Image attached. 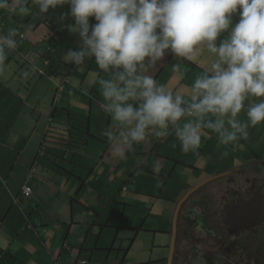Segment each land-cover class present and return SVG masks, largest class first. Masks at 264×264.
Wrapping results in <instances>:
<instances>
[{
  "label": "crops",
  "instance_id": "crops-1",
  "mask_svg": "<svg viewBox=\"0 0 264 264\" xmlns=\"http://www.w3.org/2000/svg\"><path fill=\"white\" fill-rule=\"evenodd\" d=\"M28 7L29 14L0 9V30L17 45L0 74V264H167L176 216L175 264L194 224L222 236L234 215L250 224L248 205L264 184V123L229 146L206 129L196 153H184L170 127L167 136L152 135L116 157L102 135L112 122L96 83L108 74L94 59L64 60L82 43L68 28L75 23L70 5L45 14L33 0ZM208 60L168 52L148 74L186 94ZM76 130L80 149L66 143ZM24 186L31 187L29 196L22 195ZM234 192L237 198L221 200ZM146 213L154 218L144 219ZM158 234L165 237L158 258H147Z\"/></svg>",
  "mask_w": 264,
  "mask_h": 264
},
{
  "label": "clouds",
  "instance_id": "clouds-1",
  "mask_svg": "<svg viewBox=\"0 0 264 264\" xmlns=\"http://www.w3.org/2000/svg\"><path fill=\"white\" fill-rule=\"evenodd\" d=\"M45 14L65 4L81 38L67 50V63L94 59L106 78L96 83L111 125L102 130L112 154L125 158L135 144L174 130L184 153H196L204 130L219 143L247 139L264 123V0H33ZM29 0H0V9L29 14ZM239 9L235 24L232 15ZM97 23L90 25L89 18ZM61 19H64L62 16ZM226 38L217 43L221 33ZM13 34L0 36V74ZM171 52L187 60L209 56L187 93H175L148 74ZM173 70L180 68L172 65ZM243 113L246 119H241ZM226 154V153H225Z\"/></svg>",
  "mask_w": 264,
  "mask_h": 264
},
{
  "label": "rangeland",
  "instance_id": "rangeland-1",
  "mask_svg": "<svg viewBox=\"0 0 264 264\" xmlns=\"http://www.w3.org/2000/svg\"><path fill=\"white\" fill-rule=\"evenodd\" d=\"M8 59V57H7ZM226 186H224L225 188ZM238 194L236 192L229 193L222 195L220 198L223 202L227 200H231L232 197L237 198ZM263 198L264 197V184H262L261 191L256 192L255 199ZM264 201L260 200L256 203V213H255V219L250 218V224L247 225L244 220H241L239 215H234L232 217V223H229L228 225H225L228 229V235L222 236V233L220 234H214L212 235V231L207 232L203 227L198 226L197 224H194L192 228H190L189 238L185 240H182V249L181 253L179 254V258L177 259L175 264H207L205 259L208 258L213 264H235L234 259L232 258V254L229 253L233 248L234 242H240V246L242 245L243 238L247 237L249 235V231L253 228L254 231L259 232V234L263 237L264 242ZM228 206L226 207V209ZM244 207H241L243 209ZM226 209H223V217L225 215ZM247 210L246 208H244ZM251 210V205H250ZM233 212V211H232ZM234 213V212H233ZM235 214V213H234ZM144 219H151L154 218L152 215H149L146 213L143 216ZM255 221V222H254ZM254 222V223H253ZM159 224V226L157 225ZM156 227H159L161 230L163 228L162 225L159 223V219L156 218L155 221ZM154 225V226H155ZM170 225V224H169ZM171 226V225H170ZM173 228V223L171 226V230ZM145 239L150 238V234H144L142 235ZM165 239L164 235L158 234L156 240L154 241V245L156 246L151 254L148 255L147 258L151 257L152 259H157V253L155 251H158L159 248L157 246L161 245V241ZM169 243V242H168ZM216 243V244H215ZM219 244V245H218ZM252 244L255 245L254 242ZM256 247H258L256 245ZM195 250L197 251L195 253ZM204 251V252H202ZM240 251V250H238ZM261 251H264V248H261ZM201 252L200 258H196L195 256ZM242 253H238L239 258L237 259V264H264V252L261 254H258L257 257H250L248 258L245 256V253L241 251ZM220 253V258L218 257ZM168 257V255H167ZM248 258V259H247Z\"/></svg>",
  "mask_w": 264,
  "mask_h": 264
},
{
  "label": "flooded vegetation",
  "instance_id": "flooded-vegetation-1",
  "mask_svg": "<svg viewBox=\"0 0 264 264\" xmlns=\"http://www.w3.org/2000/svg\"><path fill=\"white\" fill-rule=\"evenodd\" d=\"M255 228L251 229L249 231V235L247 237L243 238V242L242 245L240 246V242H234L233 243V248L229 253L232 254V258L234 259V263L237 264V259L239 258V255H237L238 253H242L241 251H243L245 253V256H247L248 258H252V257H257L258 254H261V252L263 253L264 251H261V248H264V242H263V237L259 234V232L256 233V231H254ZM251 242H257V244H255L254 248H252V243ZM219 245V244H218ZM256 245L258 247H256ZM240 250V251H238ZM219 254V258H220V253ZM247 258V259H248Z\"/></svg>",
  "mask_w": 264,
  "mask_h": 264
},
{
  "label": "water",
  "instance_id": "water-1",
  "mask_svg": "<svg viewBox=\"0 0 264 264\" xmlns=\"http://www.w3.org/2000/svg\"><path fill=\"white\" fill-rule=\"evenodd\" d=\"M201 187V186H199ZM192 192L188 193L185 196V199L183 201H181V204H183L185 202V200L188 198V196L191 194ZM260 200L264 201L262 198L257 197L254 202L251 205V210H250V205H248V210L250 212V215L252 216V219H255V209H256V203L259 202ZM254 213V216H253ZM255 222V221H254ZM253 222V223H254ZM176 225H177V221H176V216L174 218V222H173V229H172V240L170 243V250H169V256L167 259V264H172L173 263V258H174V251H175V241H176ZM252 243V242H251ZM255 244H257V242H254ZM254 244L252 245V248H254Z\"/></svg>",
  "mask_w": 264,
  "mask_h": 264
},
{
  "label": "trees",
  "instance_id": "trees-1",
  "mask_svg": "<svg viewBox=\"0 0 264 264\" xmlns=\"http://www.w3.org/2000/svg\"><path fill=\"white\" fill-rule=\"evenodd\" d=\"M90 19H91V21H93L94 24L97 23V21L95 20L94 17H90ZM80 135H81L80 131H78V130H76L75 132L70 131L69 134L67 135L69 140H67L66 143L70 146H73L75 149H80V147H81ZM205 261L207 264H213L208 258H206Z\"/></svg>",
  "mask_w": 264,
  "mask_h": 264
},
{
  "label": "built area",
  "instance_id": "built-area-1",
  "mask_svg": "<svg viewBox=\"0 0 264 264\" xmlns=\"http://www.w3.org/2000/svg\"><path fill=\"white\" fill-rule=\"evenodd\" d=\"M0 36H5V35L1 32V30H0ZM21 37H23V36H21ZM38 72H39V74H41V75L44 74L43 71H40V70H39ZM63 87H64L63 85L57 86V91L62 90ZM29 175L32 176V172H30ZM31 192H32L31 187H29V186H24V188H23V190H22V195H23V196H29V195L31 194Z\"/></svg>",
  "mask_w": 264,
  "mask_h": 264
}]
</instances>
